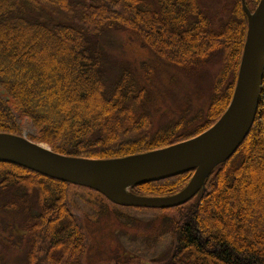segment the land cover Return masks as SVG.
<instances>
[{
	"label": "trees",
	"instance_id": "16d2710c",
	"mask_svg": "<svg viewBox=\"0 0 264 264\" xmlns=\"http://www.w3.org/2000/svg\"><path fill=\"white\" fill-rule=\"evenodd\" d=\"M205 1L0 0V133L20 136L24 118L34 130L29 140L53 152L114 159L205 131L230 102L246 33L240 0H228L232 7L223 8L227 17L217 28ZM110 31L131 33L157 62L184 74L220 58L205 111L150 133L141 83L154 71L143 66L142 74L126 64L107 92L111 72L102 41ZM192 174L130 191L173 195ZM68 185L0 162V212L18 219L12 247L22 255L13 264H85L84 234L66 202ZM174 209V249L161 264H264V75L245 139L203 190ZM0 264L11 263L0 258Z\"/></svg>",
	"mask_w": 264,
	"mask_h": 264
},
{
	"label": "rangeland",
	"instance_id": "374dc122",
	"mask_svg": "<svg viewBox=\"0 0 264 264\" xmlns=\"http://www.w3.org/2000/svg\"><path fill=\"white\" fill-rule=\"evenodd\" d=\"M245 2L251 12L258 3L252 0ZM204 7L217 28L227 17L223 8L228 11L232 4L228 0H207ZM102 44L113 79H106L107 92L126 64L133 71H142V74L143 66L154 71L150 81L141 83L147 86L144 109L150 114V133L173 125L180 118L187 122L200 111H205L214 78L222 65L220 58L213 57L196 72L184 74L157 62L129 32L110 31ZM19 123L23 130L20 136L29 140L28 135L34 133L33 128L24 118H19ZM38 144L50 149L45 143ZM66 202L84 234L86 253L83 263L161 264L172 255L175 238L169 220L175 215L174 208L121 207L91 189L71 184L66 188ZM17 220L14 215L0 212V258L11 264L22 255L21 248L12 247L17 238L11 228L17 226ZM5 224L9 228H5Z\"/></svg>",
	"mask_w": 264,
	"mask_h": 264
},
{
	"label": "water",
	"instance_id": "95a60500",
	"mask_svg": "<svg viewBox=\"0 0 264 264\" xmlns=\"http://www.w3.org/2000/svg\"><path fill=\"white\" fill-rule=\"evenodd\" d=\"M246 33L230 102L219 119L200 134L149 152L114 159H85L58 154L25 137L0 133V162L48 178L91 189L121 207L169 209L186 204L220 164L231 158L256 115L264 75V0L251 12L240 0ZM193 171L176 194L139 196L131 188Z\"/></svg>",
	"mask_w": 264,
	"mask_h": 264
}]
</instances>
